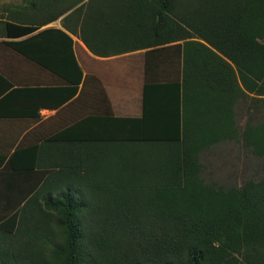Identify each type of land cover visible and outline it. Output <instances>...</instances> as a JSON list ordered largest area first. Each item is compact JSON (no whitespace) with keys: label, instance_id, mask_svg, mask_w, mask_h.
<instances>
[{"label":"trees","instance_id":"16d2710c","mask_svg":"<svg viewBox=\"0 0 264 264\" xmlns=\"http://www.w3.org/2000/svg\"><path fill=\"white\" fill-rule=\"evenodd\" d=\"M59 19L61 27L32 34ZM29 34L6 44L66 85L14 87L0 74V105L27 93L24 105L0 108V117L37 120L43 107L59 108L79 92L84 73L76 36L94 55L129 54L122 60L139 59L146 71L166 64L168 73L182 74L165 85L184 89L183 151L176 173L161 184L89 192L52 187L64 180V165L48 175L36 170L57 166L42 149L55 141L1 154L0 264H264V164L240 185L208 182L202 153L219 139L190 137L187 101L188 90H230L231 136L264 162V119L244 125L236 119L238 99L264 100V0L3 3L0 37ZM45 91L53 98L40 97ZM201 122L200 131L209 132Z\"/></svg>","mask_w":264,"mask_h":264},{"label":"crops","instance_id":"0c3cea01","mask_svg":"<svg viewBox=\"0 0 264 264\" xmlns=\"http://www.w3.org/2000/svg\"><path fill=\"white\" fill-rule=\"evenodd\" d=\"M5 2L21 3L22 0H0V7ZM52 26L61 27L60 19L40 27L32 34ZM32 34L18 38L0 37V74L14 87L65 86L66 81L62 77L6 44ZM74 40L75 54L84 73L79 92L59 108L43 107L37 120L0 117V155L55 141L51 147L42 149L48 154L47 162H56L57 166L36 169L48 175L64 165V180H57L60 184H53L52 187L62 185L65 189L89 192L132 189L137 188L138 184L155 185L166 181L167 175L170 177L173 171L176 173L174 161L183 151L184 89L179 91L173 85L165 84L181 81L182 74L168 73L164 69L166 64L156 68L154 65V69L146 71L142 61L131 57H128L129 61L123 60V64H118L116 60H122L129 54L100 57L90 52L80 38L74 36ZM154 84H164L165 87ZM18 94L15 102L5 101L0 108L9 110L24 105V94L27 93ZM33 94L37 96L39 93ZM40 94V97L52 99L54 93L45 91ZM231 100L228 89L188 90L187 93L188 134L192 139L200 138L202 134L216 135L219 140L203 151L202 158L212 154L223 165L229 161L226 156L232 151L247 150L241 141L231 136ZM178 101H181V106ZM221 102L223 107L215 110ZM253 103L256 109L251 108ZM263 104V99H238V124L249 122L248 115L262 117L257 111L262 109ZM179 108L181 117L177 124L176 112ZM208 112L214 121L217 119L215 125L220 123L218 128L211 127L213 120H207ZM141 118L146 119L145 123L134 121ZM201 120L209 132L200 131Z\"/></svg>","mask_w":264,"mask_h":264},{"label":"rangeland","instance_id":"374dc122","mask_svg":"<svg viewBox=\"0 0 264 264\" xmlns=\"http://www.w3.org/2000/svg\"><path fill=\"white\" fill-rule=\"evenodd\" d=\"M122 61L123 60H116L115 63L123 64ZM252 107L256 109L255 105L251 104V108ZM257 114L261 115L262 117L248 115L250 121L252 120L253 122H258L264 119V104L262 105V109L257 111ZM242 149L243 147L241 146L240 150ZM241 152L238 150L234 152L232 151V154L230 153L228 157L226 156V159L229 158V161L225 165L219 162L218 158L212 154H208L207 157H203L202 161L205 164L204 176L206 180L208 182L218 181L224 183L225 185H240L245 179L249 177H258L262 172V167L264 164L263 158L255 156L248 148L245 152Z\"/></svg>","mask_w":264,"mask_h":264}]
</instances>
